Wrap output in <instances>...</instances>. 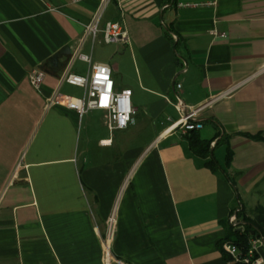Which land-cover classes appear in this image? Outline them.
Here are the masks:
<instances>
[{
  "label": "crops",
  "instance_id": "1",
  "mask_svg": "<svg viewBox=\"0 0 264 264\" xmlns=\"http://www.w3.org/2000/svg\"><path fill=\"white\" fill-rule=\"evenodd\" d=\"M178 1L110 0L99 27L119 22L126 43L93 59L100 31L81 47L131 91L134 118L110 131L101 110L46 105L69 58L52 56L72 53L99 0H0V264H230L220 246L239 230L237 202L264 194V139L243 135L264 138V0ZM73 87L58 90L81 97ZM199 106L201 127L184 132L183 109Z\"/></svg>",
  "mask_w": 264,
  "mask_h": 264
},
{
  "label": "built area",
  "instance_id": "2",
  "mask_svg": "<svg viewBox=\"0 0 264 264\" xmlns=\"http://www.w3.org/2000/svg\"><path fill=\"white\" fill-rule=\"evenodd\" d=\"M70 1L75 3L79 0ZM109 2L110 0H99L98 6L92 14L90 21L83 26L82 35L70 54L59 77L57 89L46 98V105L65 106L75 110L79 114H83L88 110H101L104 112L105 125L110 131H113L125 129L131 121L132 114L135 112L131 102V91L126 88L116 90L111 75V68L107 64L91 63V56L81 52V47L84 42L90 39L93 45L100 31L102 32V40L104 43H126V31L119 22L107 21L102 30L99 27L101 17ZM215 4L216 0H198L193 2L181 0L177 2L178 6H214ZM210 34L214 37L217 35L222 38L226 37L224 33L218 34L215 30L210 31ZM75 60H81L88 64V70L85 74L81 75L72 70ZM44 76L45 71L42 68L34 67L28 73V81L34 89L38 90ZM62 83L82 88V96L73 97L61 94L58 89ZM177 87H180V84H178ZM200 108V106L190 108L185 113H182L177 124L184 132L196 130L201 127V123L193 120L197 116ZM231 220L232 222L235 221V217H232ZM108 221L109 229H111L114 223V216H110ZM262 244L264 243H262L261 239L256 237L249 240V247L245 251H242L232 241L225 242L223 248L229 256H231L232 261L245 262L248 264H264V257L259 255L255 256L258 247ZM120 264L129 263L120 262Z\"/></svg>",
  "mask_w": 264,
  "mask_h": 264
},
{
  "label": "trees",
  "instance_id": "3",
  "mask_svg": "<svg viewBox=\"0 0 264 264\" xmlns=\"http://www.w3.org/2000/svg\"><path fill=\"white\" fill-rule=\"evenodd\" d=\"M194 130L189 131L192 133ZM246 137L252 138L254 140H262V136L260 134H249L244 133L243 134ZM189 147L193 153L196 155L201 156L202 158H206L205 165L211 169V170H221L225 177L228 178L230 181H232V178L230 176V171L227 169L222 168V166L219 165L217 160L214 158L213 154L210 152V142L211 140H202L200 139L197 134H191L189 137ZM220 143V141H219ZM230 162V152H227L226 158H225V165H228ZM240 203V200H239ZM241 206V207H240ZM240 206L237 207L236 211V219L245 222L242 226L241 230L235 231V239L232 241L235 245H237L242 251H245L249 247V240L256 237H262L264 238V206H258L254 208V217H248L244 215V208H242V205L240 203ZM253 231V232H252ZM221 252L223 257L229 261L230 264H248L245 262H235L232 261L231 256L225 251L223 246H220ZM255 256H258L257 253H255Z\"/></svg>",
  "mask_w": 264,
  "mask_h": 264
},
{
  "label": "rangeland",
  "instance_id": "4",
  "mask_svg": "<svg viewBox=\"0 0 264 264\" xmlns=\"http://www.w3.org/2000/svg\"><path fill=\"white\" fill-rule=\"evenodd\" d=\"M103 46H107L105 43L103 44H97L95 43L94 44V48H93V59L99 57L100 55H102L104 53V49ZM110 46H112V44H110ZM81 61L79 60H75L74 62V70H76L78 67H79V71L81 73H85L87 71V67L88 65L86 63H79ZM73 89L75 90L74 94L77 95V96H82L83 94V90L82 88L80 87H73ZM132 118H134V115L132 114ZM132 135H130V138H131ZM135 142L138 143V141H140L141 139H143L144 135H139L138 132L135 131ZM261 189H264V183H262V186H261ZM248 199L249 201H247L246 203H244L245 205V208L247 209H244V215L245 216H248V217H251L253 218L254 217V212L252 209L256 204H259L258 206H261V205H264V194L262 193H258V192H252L251 194L248 195ZM239 203V202H237ZM240 205V203H239ZM258 206H255L254 208L258 207ZM238 209V208H237ZM233 217H236V216H233ZM236 226H243V225H236Z\"/></svg>",
  "mask_w": 264,
  "mask_h": 264
},
{
  "label": "water",
  "instance_id": "5",
  "mask_svg": "<svg viewBox=\"0 0 264 264\" xmlns=\"http://www.w3.org/2000/svg\"><path fill=\"white\" fill-rule=\"evenodd\" d=\"M70 54H71V51H70V48H69V46H64L63 48H61L58 52H56L53 56H52V58H51V61L53 62V63H56L57 62V60L61 57V56H70ZM187 111V109H183V112L185 113ZM194 121H195V119H193ZM240 206V205H239ZM241 207V206H240ZM244 223L245 222H238L237 223V225L239 224V225H244ZM238 229L239 230H241L242 229V226H239L238 227ZM253 232V231H252ZM260 239H261V241H262V243H264V238H262V237H260Z\"/></svg>",
  "mask_w": 264,
  "mask_h": 264
}]
</instances>
